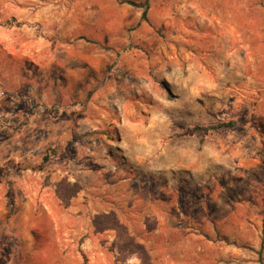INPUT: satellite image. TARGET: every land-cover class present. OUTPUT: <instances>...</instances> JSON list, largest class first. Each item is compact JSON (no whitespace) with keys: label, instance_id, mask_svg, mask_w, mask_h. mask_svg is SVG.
<instances>
[{"label":"rangeland","instance_id":"obj_1","mask_svg":"<svg viewBox=\"0 0 264 264\" xmlns=\"http://www.w3.org/2000/svg\"><path fill=\"white\" fill-rule=\"evenodd\" d=\"M144 9L0 0V264H264V0Z\"/></svg>","mask_w":264,"mask_h":264},{"label":"trees","instance_id":"obj_2","mask_svg":"<svg viewBox=\"0 0 264 264\" xmlns=\"http://www.w3.org/2000/svg\"><path fill=\"white\" fill-rule=\"evenodd\" d=\"M149 1L141 5L134 0H127L128 3L136 5V6H144L143 19H146L148 9H149ZM231 122L223 123L219 126H196L195 130L197 131H210L212 129H218L221 126H230ZM62 184H66V191L60 187ZM58 185L56 193L61 202L65 206H69L73 197L81 189L78 183H62ZM68 191V193H67ZM93 226L95 228V232L98 234H104L107 232L115 233V240L112 244L111 251L115 253V259L117 262L122 264H129L130 259L137 258L140 264H154L152 255L144 243L137 240V238L131 234L129 227L122 221L116 211L111 210L109 212H103L96 214L93 218Z\"/></svg>","mask_w":264,"mask_h":264}]
</instances>
